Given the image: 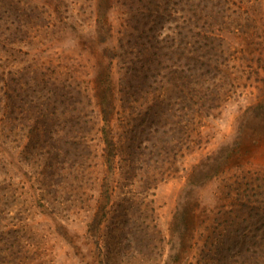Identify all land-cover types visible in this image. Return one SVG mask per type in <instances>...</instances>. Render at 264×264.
I'll list each match as a JSON object with an SVG mask.
<instances>
[{"label":"trees","instance_id":"obj_1","mask_svg":"<svg viewBox=\"0 0 264 264\" xmlns=\"http://www.w3.org/2000/svg\"><path fill=\"white\" fill-rule=\"evenodd\" d=\"M77 1L79 12L72 22L80 27L88 19L86 27L103 21L104 2L118 13L116 38L109 24V37L101 40L98 57L87 44L82 49L86 53L81 50L74 56H60L59 46L51 54L46 47L22 50V45H31L35 39L42 44L47 35L56 38L57 32H64L66 16L51 0H0V51L6 54L0 60L16 63L6 70L0 61V130L22 133L25 157L41 161L36 180L40 197L47 195L49 206L56 203L61 210L75 213L80 204L89 207L91 200L98 201L97 197L90 199L92 194L86 188L100 189L107 197L100 204L102 218L108 216L113 225L109 233L96 230L97 237L101 246L111 243L114 254L120 256L127 254L128 232L138 217L141 230L147 235L155 232L148 196L159 181L173 176L176 168L172 164L183 155L177 147L188 142L186 126L180 125L182 118L193 112L201 115L205 107L198 99L206 94L200 89L201 82L190 77L191 72L223 70L231 53L248 48L260 30L256 16L249 11L258 0ZM68 3L60 1L63 7ZM80 39L77 37L78 42ZM115 58L121 71L113 94L108 79ZM70 69L77 75L68 74ZM83 74L88 75L86 80ZM216 93L213 99L219 98ZM115 100L121 110L119 131L112 132L106 114L96 121L103 120L108 128L100 129V156L111 164L119 159L122 181L98 183L93 179L84 185L93 172L88 161L95 117L88 116V111L97 110L99 115L105 102L114 106ZM263 193L264 188L255 191L257 207L240 199L222 223L214 222L218 227L208 230L205 238H210L205 255L211 259L200 264H264ZM111 196L117 199L111 201ZM5 205H0V218L11 212ZM87 224L93 223L89 220ZM8 226L0 219V255L5 263L19 264L31 243L28 237L13 236Z\"/></svg>","mask_w":264,"mask_h":264},{"label":"rangeland","instance_id":"obj_2","mask_svg":"<svg viewBox=\"0 0 264 264\" xmlns=\"http://www.w3.org/2000/svg\"><path fill=\"white\" fill-rule=\"evenodd\" d=\"M60 1L51 0V4L58 6V11L66 16L64 32H57L56 38L47 35L48 41L45 37L42 44L35 39L31 45L20 48L33 51L34 48L42 50L46 47V52L49 50L51 54L59 46L60 56H74L87 44L92 54L98 57L102 53L101 40L109 37V24L113 26V38H116L117 11L103 1V21L86 27L84 24L88 19L80 27L72 22L79 12V2L64 0L69 3L63 7ZM90 8L91 5L87 9ZM249 11L256 16L260 30L258 36L248 43V48L243 53L237 49L231 53L229 65L223 70L211 68L206 74H199L201 70L191 72L190 77L201 82L200 89L206 94L198 99L205 107L201 115L192 111L193 115L182 118L180 125L186 126L188 142L184 141L177 147L183 155L172 164L176 168L173 176L159 181L148 196L153 206L150 224L155 225V232L147 235L141 230L139 220H142L138 217L132 231L128 232L131 244L125 249L127 254L117 256L111 243L104 248L97 237L96 230L103 228L109 233L113 225L108 216L102 218L100 204L107 197L100 189L86 188L85 192L92 194L90 199L97 197L98 201L91 200L89 207L80 204L75 213L61 210L56 203L49 206L47 195L41 199L40 185L36 180L35 172L41 161L25 157L22 145L26 139L22 133L6 134L0 130V202L11 210L8 214L2 213L1 223L9 224L13 236L28 237L27 241L31 243L24 253L26 258L19 264H200L211 259L205 255L210 243L209 237L205 239L208 230L218 227L215 224L219 220L222 223L224 216L231 209H236L240 199L251 208L257 207L255 191L264 188V0H258ZM93 15L95 17V13ZM77 37L81 38L80 42ZM104 43L108 48L109 45ZM82 52L87 51L84 49ZM53 55L57 56V53ZM0 56L5 57L6 54L0 51ZM107 60L109 58L104 59ZM0 61L6 70L16 64L9 60ZM120 71L121 63L115 58L108 79L113 94L118 88ZM67 73L77 75L72 69ZM82 78L86 80L88 75L83 74ZM216 91L219 98L213 99ZM104 104L105 113L97 115V110L88 111V116L95 117L89 141L92 158L88 161L93 172L84 185L91 184L93 179L98 183L122 181L117 168L119 159L111 164L105 156H100L103 154L100 129L108 128L103 120L99 122L96 119L106 114L112 124V132H118L121 124L118 100L114 106L109 101ZM131 115L134 116L135 112ZM134 122L139 123V120ZM116 199L110 197L111 201ZM89 220L93 223L91 226L87 224ZM98 223L100 227H97ZM149 242L152 246H147ZM133 253L137 256L131 255ZM0 264H8L4 255H0Z\"/></svg>","mask_w":264,"mask_h":264}]
</instances>
